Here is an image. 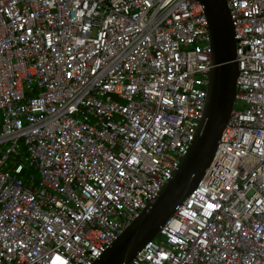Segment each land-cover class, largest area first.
Instances as JSON below:
<instances>
[{
	"label": "built area",
	"instance_id": "1",
	"mask_svg": "<svg viewBox=\"0 0 264 264\" xmlns=\"http://www.w3.org/2000/svg\"><path fill=\"white\" fill-rule=\"evenodd\" d=\"M225 1L228 124L127 264H264V0ZM211 67L196 0H0V264H92L187 152Z\"/></svg>",
	"mask_w": 264,
	"mask_h": 264
},
{
	"label": "water",
	"instance_id": "2",
	"mask_svg": "<svg viewBox=\"0 0 264 264\" xmlns=\"http://www.w3.org/2000/svg\"><path fill=\"white\" fill-rule=\"evenodd\" d=\"M203 8L211 39L212 67L202 118L185 155L157 196L92 264H127L156 237L209 170L236 95V41L225 0H196Z\"/></svg>",
	"mask_w": 264,
	"mask_h": 264
},
{
	"label": "snow or ice",
	"instance_id": "3",
	"mask_svg": "<svg viewBox=\"0 0 264 264\" xmlns=\"http://www.w3.org/2000/svg\"><path fill=\"white\" fill-rule=\"evenodd\" d=\"M209 207H213V205L210 204ZM57 259H59V258L57 257ZM61 264H63V262H61Z\"/></svg>",
	"mask_w": 264,
	"mask_h": 264
}]
</instances>
